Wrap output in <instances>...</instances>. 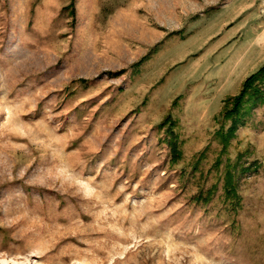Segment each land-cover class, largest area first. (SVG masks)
I'll use <instances>...</instances> for the list:
<instances>
[{
    "label": "rangeland",
    "instance_id": "1",
    "mask_svg": "<svg viewBox=\"0 0 264 264\" xmlns=\"http://www.w3.org/2000/svg\"><path fill=\"white\" fill-rule=\"evenodd\" d=\"M262 65L264 0H0V264H264Z\"/></svg>",
    "mask_w": 264,
    "mask_h": 264
},
{
    "label": "trees",
    "instance_id": "2",
    "mask_svg": "<svg viewBox=\"0 0 264 264\" xmlns=\"http://www.w3.org/2000/svg\"><path fill=\"white\" fill-rule=\"evenodd\" d=\"M264 103V65L245 77L241 83L238 93L227 95L222 100V107L219 111L221 117V125L214 132V139L222 145L225 150L230 140L235 136L238 126L243 124L250 111L257 105ZM229 122L224 127V122ZM176 124V120L170 115H165L158 124L159 128H165L170 136L166 142L170 149V159L172 162L180 158L181 151L178 147L175 136L171 133L172 127ZM226 190L234 192V186L231 182V174H227Z\"/></svg>",
    "mask_w": 264,
    "mask_h": 264
}]
</instances>
